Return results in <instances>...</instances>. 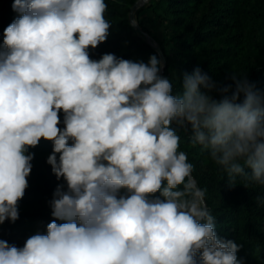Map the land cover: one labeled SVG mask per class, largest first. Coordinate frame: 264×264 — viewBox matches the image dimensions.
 <instances>
[{
    "label": "clouds",
    "instance_id": "clouds-1",
    "mask_svg": "<svg viewBox=\"0 0 264 264\" xmlns=\"http://www.w3.org/2000/svg\"><path fill=\"white\" fill-rule=\"evenodd\" d=\"M12 9L0 50V224L19 219L29 149L41 139L53 143L47 163L64 183L46 231L23 247L0 239V264H243L242 246L216 232L179 133L230 187L264 185V94L234 72V90L218 87L199 67L174 94L155 54L91 59L110 35L105 0Z\"/></svg>",
    "mask_w": 264,
    "mask_h": 264
},
{
    "label": "trees",
    "instance_id": "trees-1",
    "mask_svg": "<svg viewBox=\"0 0 264 264\" xmlns=\"http://www.w3.org/2000/svg\"><path fill=\"white\" fill-rule=\"evenodd\" d=\"M14 0H0V50L4 29L17 17ZM106 19L111 23L110 35L96 49H89L90 58L99 60L105 53L134 61L148 62L151 55L160 58L129 19L136 0H105ZM149 23L139 16L136 21L160 45L166 64L162 76L173 81V93L181 91L184 73L199 67L218 87L231 85L234 73L246 76L255 89L264 94V0H148ZM158 29L161 33H158ZM214 98L221 93L214 91ZM61 121L63 113H60ZM63 128V124L59 125ZM180 150L188 154L194 165L193 176L206 189V202L216 218V232L225 240L242 247L237 253L243 264H264V185L249 188L241 184L230 187L225 173L199 147H192L187 134L180 132ZM71 143V142H70ZM53 143L41 139L34 153L29 187L18 202L19 219L0 224V239L23 247L28 237L45 232L52 216L50 201L63 179L57 180L47 157ZM250 171V170H249ZM156 195H159L157 193ZM62 223V221H57Z\"/></svg>",
    "mask_w": 264,
    "mask_h": 264
},
{
    "label": "water",
    "instance_id": "water-1",
    "mask_svg": "<svg viewBox=\"0 0 264 264\" xmlns=\"http://www.w3.org/2000/svg\"><path fill=\"white\" fill-rule=\"evenodd\" d=\"M146 0H136V2L132 5L131 7V10L129 12V19H130V22L132 23V25L137 29L139 30L140 32H142L145 37H146V40L147 42L157 51L158 55L160 56V59L163 61L164 63V67H165V64H166V58H165V55L160 47V45L152 38V36L150 34H148L147 32H144L142 30V28L139 26L138 22L135 20L134 18V12L135 10L145 2ZM164 67L163 69L161 70V73H163L164 71ZM194 177V176H193Z\"/></svg>",
    "mask_w": 264,
    "mask_h": 264
},
{
    "label": "rangeland",
    "instance_id": "rangeland-1",
    "mask_svg": "<svg viewBox=\"0 0 264 264\" xmlns=\"http://www.w3.org/2000/svg\"><path fill=\"white\" fill-rule=\"evenodd\" d=\"M148 0H146L143 4H141L134 12V18L136 20V16H139L144 22H147V24L150 22L149 19L151 17V11L148 7H146V3ZM158 33L160 34L161 31L158 29Z\"/></svg>",
    "mask_w": 264,
    "mask_h": 264
}]
</instances>
